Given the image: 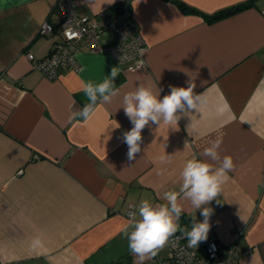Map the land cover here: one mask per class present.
Listing matches in <instances>:
<instances>
[{"label":"crops","instance_id":"crops-1","mask_svg":"<svg viewBox=\"0 0 264 264\" xmlns=\"http://www.w3.org/2000/svg\"><path fill=\"white\" fill-rule=\"evenodd\" d=\"M55 1L0 0V264H140L124 235L126 206L164 203L166 192H179L185 163L208 160L202 153L218 138L221 160L230 156L233 169L221 203L208 205V236L235 240L245 250L239 264H264V0L212 21L203 14L244 0H180L193 12L177 0H73L84 15L127 1L145 67L128 70L81 42L79 68L47 77L26 53L40 59L59 38ZM44 21L54 25L49 34L39 33ZM98 38L101 46L112 41L108 33ZM114 66L119 94L98 101L87 121L70 119L88 103L84 84L102 82ZM189 80L206 102L182 115L178 130L146 126L130 161L122 135L133 125L123 95L143 84L162 89V98ZM179 202L190 230L201 210ZM166 250L143 264H159Z\"/></svg>","mask_w":264,"mask_h":264},{"label":"clouds","instance_id":"clouds-1","mask_svg":"<svg viewBox=\"0 0 264 264\" xmlns=\"http://www.w3.org/2000/svg\"><path fill=\"white\" fill-rule=\"evenodd\" d=\"M143 55V49L140 50ZM119 69L113 67L102 82L94 84L91 81L83 86V92L88 103L70 119L76 117L87 121L95 111L97 102L110 104L119 94L115 87V78ZM169 94L160 97L162 89L154 91L151 86L139 85L133 91L125 93L122 97V106L125 115L129 118L133 127L122 135L123 142L128 147L127 157L131 161L141 151L142 130L150 123H161L178 130V121L182 115L198 111L206 102L205 94H195L196 84L193 80L187 82V87L169 86ZM119 127V125H118ZM158 127V128H159ZM222 139L212 141L202 153L208 160L189 159L181 171V186L179 192L168 191L164 194V203L155 204L149 200H142L137 210L128 214V225L124 230L127 238L128 249L136 257L140 264L149 257H155L168 243L178 230L188 241L189 247H197L202 241H206L210 231V217L213 209L208 205L217 199L222 191V186L229 179L228 172L233 169V161L230 156H224L221 160L219 149ZM209 161H219V166L214 167ZM190 202L196 211L201 210L202 221L194 218L190 230L181 228L178 221L184 208L179 202ZM131 229L129 231L128 229Z\"/></svg>","mask_w":264,"mask_h":264},{"label":"built area","instance_id":"built-area-1","mask_svg":"<svg viewBox=\"0 0 264 264\" xmlns=\"http://www.w3.org/2000/svg\"><path fill=\"white\" fill-rule=\"evenodd\" d=\"M53 10L58 18L56 28L59 38L55 39L48 53L40 59L33 53H26L30 65L42 71L45 76L55 77L59 71L67 68L78 69L77 54L81 42L85 44L87 51L106 52L128 70L145 67L143 59L146 46L127 1H122L105 11L84 15L77 11L73 0H56ZM38 30L39 33L49 34L54 30V25L44 21ZM103 33L111 35L112 41L101 46L98 37ZM126 207L125 214L128 217L134 206L128 203ZM184 238L182 232H176L169 238L165 257L159 264H239V257L245 252L235 240L223 244L214 234L202 241L200 248L189 247Z\"/></svg>","mask_w":264,"mask_h":264},{"label":"trees","instance_id":"trees-1","mask_svg":"<svg viewBox=\"0 0 264 264\" xmlns=\"http://www.w3.org/2000/svg\"><path fill=\"white\" fill-rule=\"evenodd\" d=\"M177 2H178L179 7L182 8V10L184 9L186 11H191V12L196 11V10H194V8L184 4L180 0H177ZM254 4H255V0H244V1L238 2L236 4H233L231 6L220 8L219 10H217V11H215L213 13L203 14V16H204V18L207 21H212V20H215V19H218V18L220 19V17L226 16V15H228L230 13H233V12L241 10L243 8L252 6ZM112 6H115V5H112ZM187 219L188 218H186L184 216H181L179 218V222H180V227L181 228H184L186 226ZM177 232H181V231L178 230Z\"/></svg>","mask_w":264,"mask_h":264}]
</instances>
